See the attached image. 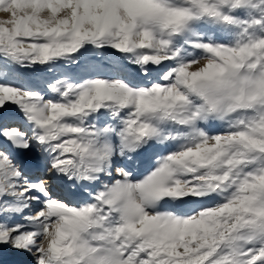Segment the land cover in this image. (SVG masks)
Instances as JSON below:
<instances>
[{
    "label": "snow or ice",
    "instance_id": "obj_1",
    "mask_svg": "<svg viewBox=\"0 0 264 264\" xmlns=\"http://www.w3.org/2000/svg\"><path fill=\"white\" fill-rule=\"evenodd\" d=\"M0 264H264V0H0Z\"/></svg>",
    "mask_w": 264,
    "mask_h": 264
},
{
    "label": "bare ground",
    "instance_id": "obj_2",
    "mask_svg": "<svg viewBox=\"0 0 264 264\" xmlns=\"http://www.w3.org/2000/svg\"><path fill=\"white\" fill-rule=\"evenodd\" d=\"M16 259V257H12L11 255H6L4 257V260L7 261V262H11L12 260Z\"/></svg>",
    "mask_w": 264,
    "mask_h": 264
},
{
    "label": "rangeland",
    "instance_id": "obj_3",
    "mask_svg": "<svg viewBox=\"0 0 264 264\" xmlns=\"http://www.w3.org/2000/svg\"><path fill=\"white\" fill-rule=\"evenodd\" d=\"M12 256V255H11ZM13 257V256H12Z\"/></svg>",
    "mask_w": 264,
    "mask_h": 264
}]
</instances>
